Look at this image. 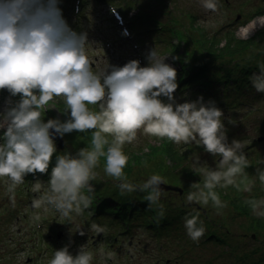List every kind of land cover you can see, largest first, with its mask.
Returning a JSON list of instances; mask_svg holds the SVG:
<instances>
[{
	"label": "clouds",
	"instance_id": "1",
	"mask_svg": "<svg viewBox=\"0 0 264 264\" xmlns=\"http://www.w3.org/2000/svg\"><path fill=\"white\" fill-rule=\"evenodd\" d=\"M58 4L59 0H0V91L19 97L14 104L11 99L6 101L3 116L7 124L0 144V178L5 179L13 199L15 188L26 176L47 175L46 188L44 181H33L32 191L40 195L33 199L32 208L45 213L54 209L62 218L72 220L73 214L80 216L91 207L95 190L91 181L97 176L94 169L104 157V172L119 181L121 195L146 193L148 207L155 206L159 209L157 217L163 218L160 198L164 189L160 186L165 179L154 174L146 181L131 183L124 175L129 158L123 146L132 143L142 130L146 136L177 145L195 143L210 156L219 157L216 168L202 169V186L196 182L191 185L196 190L188 193L187 202L203 206L211 202L217 210L226 207L215 189H239L237 178L246 176L248 160L239 141L229 143L221 119L223 111L214 101L205 102L203 96L177 102V72L155 49L146 56L147 66L131 60L122 67L94 73L85 54L87 34L68 27ZM202 6L215 11L217 3L203 0ZM249 79L258 93H264V65ZM59 97L66 105L67 119L45 122L42 112ZM90 105L98 111H91ZM72 132H91V147L75 155H55L56 138ZM256 172L264 185V169ZM251 190V183L244 185L243 191ZM245 203L253 215L264 218V199H248ZM184 227L194 242L205 233L198 214L186 216ZM91 229L97 235L106 231L96 224ZM77 234L85 235L82 230ZM101 254L108 259L116 255L111 251ZM92 261L93 253L84 245L75 255L65 245L55 250L49 264Z\"/></svg>",
	"mask_w": 264,
	"mask_h": 264
},
{
	"label": "rangeland",
	"instance_id": "2",
	"mask_svg": "<svg viewBox=\"0 0 264 264\" xmlns=\"http://www.w3.org/2000/svg\"><path fill=\"white\" fill-rule=\"evenodd\" d=\"M61 0L59 2L58 6L60 10L62 9L64 3L66 0ZM241 0H229V4L227 6L224 5V1L222 0H216L217 8L215 11L206 10L202 4L203 0H151L147 4L144 5V9L146 10L147 14H154L160 21L165 22L166 20V14L161 13L160 10L162 7H165L166 9H169L171 12H176L178 17L180 18V23H185V15H193L196 16V22H197V28L202 27L205 31L209 33H214L218 27L221 26V23L225 22H231L235 16H236V10L238 9V4ZM61 4V5H60ZM106 8H108L106 6ZM232 8V9H231ZM106 9L103 6L96 7V11H89L93 13L94 16L99 17L94 21V25L98 24V28H88L87 25L91 23L93 18H91L90 21L86 23V27L83 30V33L87 34V43L85 45V54L88 57L90 63L92 64V70L96 74H102L103 72L110 71L112 66L116 67H122L125 65V61L123 58L130 59L129 51L130 49L122 48L120 52L117 50L118 42L119 40H112V32H115L117 37H121V31L120 28L116 26L115 23H113L114 28H109V30L106 28L104 22L101 21L102 18L108 17V14L105 12ZM61 12H63L61 10ZM67 20L68 27L71 28V24L73 23L70 17V11H67L63 13ZM264 19V16L261 15L259 17H255L252 21H248L246 24H244V19L240 17L238 21L236 22V25L234 28L236 29V37L239 39H250L254 37L258 31L260 30V27L263 26L264 22L262 21ZM151 24V21H149ZM82 19H80V22L77 27V33L81 29ZM191 23L188 24L187 29L190 30ZM175 28H179L176 26ZM259 34V33H258ZM151 37L153 34H150ZM264 36L262 37V39ZM103 39V41H101ZM105 39L110 40V43H112V46L117 50V52L120 54L119 57L113 58V62L111 63H105L107 60V56H104V50L101 48L102 43ZM157 39V36H155V40ZM143 40V38H142ZM148 40V39H147ZM149 41V40H148ZM143 42L141 44V47L144 49L145 52L151 49H155L158 53L159 57L161 59H165V63L169 64L172 62V59H174V56L171 52L166 53L165 46L164 45H157L155 42ZM158 41V40H157ZM127 42V41H125ZM175 42V41H173ZM178 43V42H177ZM179 44V43H178ZM191 43L189 44V46ZM189 46H185L187 49ZM123 50V51H122ZM160 51H163L161 54ZM182 51V44L180 47V50ZM195 57V56H194ZM175 64L172 62L170 65L171 67L175 68L176 72L179 71L180 65L178 62L174 59ZM188 72H183L182 79L187 80L189 78ZM206 89V88H205ZM207 90V89H206ZM207 92L204 91L202 87H192L191 89L187 90L184 89L181 94L174 95L177 102L182 103L185 100H196L197 97L203 96L205 102L209 101L205 96ZM11 99L13 104L19 99V97H9V94L6 91H0V144L3 143V140H1V137H3V131L6 127L7 121L3 116L4 109L8 106L6 105V101ZM163 99V98H162ZM166 102V101H165ZM257 109H259V104H254ZM217 106V105H216ZM249 105L243 107L247 108ZM89 109L91 111H98V107L96 106H89ZM241 108H238L237 115H233L230 110H227L224 112V116L221 118L222 123L225 125V129L227 130V136L228 141L231 143L232 140H237L243 145V152L245 154V147L249 145V143L252 141L253 137L249 139L251 135H254V137H257L260 133L254 134L252 131V128L254 126V123L256 120H258L257 113L250 114L247 117H244L241 119L242 110ZM263 117V115H260ZM42 119L46 122L48 119H60L61 121H64L67 119V113H66V105L64 103V100L62 97L54 98L52 101L49 102V104L46 106V109L42 112ZM244 126V127H243ZM264 134V132L262 133ZM65 142V149H62V151H68V153H71L75 155L80 149L82 148H90L91 147V139L92 134L91 132H72L70 134H65V136L62 138ZM109 141H111V137H108ZM166 142H163V139H158L155 137L146 136L143 134V131H139L137 133V138L130 144L126 143L123 146V152L125 155L128 156V163L127 166L124 168V175L127 178V180L133 181L132 183H140L143 181H146L151 175H160L162 176L166 183H174V184H184L185 185V191L186 196L185 200L187 199V195L191 191H195L196 189L192 188L191 185L196 182L201 184L203 183L204 179V173H202L199 177L195 176L197 179L190 178L185 171H183L181 168H179L180 171L175 172L174 168L176 167V164L172 166V164L165 160V145ZM172 143V142H171ZM174 147L178 148L179 156L182 160V166H188V169L195 172V170L202 171L203 168H216L217 161L219 157H213L209 154L205 153L203 148L201 146H198L195 143H189V144H174L172 143ZM256 149V151H259L255 154L256 157H258L260 160H263L264 156V140H260L257 143L254 144V146L250 149H246V154H249L252 156L251 150ZM254 152V151H253ZM245 154V155H246ZM133 157H143V158H133ZM158 158H162V162L160 161L158 163ZM105 158L101 157L98 162V166L94 169V171L97 173L96 179H99L101 181H104L108 178V176L104 172L105 167ZM158 164L161 166L158 167ZM263 163H255L257 166H262ZM167 165V166H166ZM172 172V173H171ZM246 176L242 177V187L241 191L239 192L240 196L243 197V200L245 201L248 197H255L262 196L263 190L258 191L257 189L262 187V184H259L257 182V179H250L248 177V172L245 170ZM202 179V180H201ZM201 180V181H198ZM107 181L111 183L112 185H115L118 181H115L113 178L110 177V179ZM45 183V188L47 187V182ZM251 183L252 184V190L251 192H245L243 191V187L245 184ZM92 184V183H91ZM32 186L30 188H24V184L18 185L14 190V199L13 194L9 193L7 191L8 184L5 183V179L0 178V236H3L2 243H0V264H49L48 261V255L51 250H58L62 248V245H68L69 251L71 253H76L79 246L84 245L86 248V241L90 240L92 243L91 249L93 252V256H95L94 260L92 261V264H124V263H116V259L113 258L110 259V262L99 260L97 257L101 258V253L103 252V248L106 247L107 242L102 243L103 241L99 240L93 243V236L96 235V233L89 228V222L87 218L81 217V216H74L72 220L64 219V222H61L59 220V215L56 214V219L60 221L62 227H63V233L65 236V242L63 240L55 241V243H52L50 246L43 244V245H34L33 250H30L29 248H26L27 245L30 246L31 243H33V240H30L31 238L26 236L25 234H16L12 233L14 226H16V221L14 218L12 220L8 219V215L6 213V210L10 211L12 210L13 214L15 215H21L23 216L24 212H30L27 216L23 218V220H29V218L34 217L40 209H33L32 208V201L33 199L40 195L38 193H34L32 191ZM232 191L229 192L227 190L226 195H232ZM222 198V197H221ZM224 203V202H223ZM11 212V213H12ZM195 215V214H193ZM203 217L200 218L199 221L203 222V226L205 228V233H208L211 231L212 228L219 229L220 233H224L225 231H230V235L227 234L226 237H229V239L221 240L224 243H229L231 240L235 239L233 235L238 236L237 239L241 238L242 242L246 241L249 242V240L254 242L253 248H263L264 246V240L261 237L260 232L252 231L251 228L248 226V220L246 217H241L237 213H235L234 209L226 204V207L217 210L214 208L209 202L207 205V211L206 214H202ZM255 216V215H253ZM190 218V217H189ZM32 223V222H31ZM23 226H27L26 223H19ZM83 231L85 233L84 236H80L78 234H75V230ZM216 230V229H215ZM74 231V232H73ZM257 233V237L251 235V233ZM47 234V231L44 232ZM92 233V234H91ZM10 234L13 238L12 241L9 239L5 240V236ZM251 235L252 239H249ZM246 236V237H243ZM219 237H222L220 234ZM243 237V238H242ZM17 241L26 242V247L24 251L20 249V245L16 243ZM130 241V242H129ZM165 241L167 243H170L168 246L169 251L172 253L171 257L176 258L177 261L176 264H217L219 262V257H217V254L221 251V249L216 246L217 241H213V238H208V241L205 240L204 237H201L198 241L191 240L188 235L186 234V229L184 227V223L178 224L177 226H174L171 229V233L168 234L165 237ZM38 242V241H37ZM74 242L77 243L76 246H73L70 248V245ZM129 242V245L126 244L123 245V247H120V250H123L124 252H132V256L134 257V261L132 264H153L156 263V261L160 258L158 257L157 260H155L156 255L153 253L151 256H148L146 258L154 259L153 262H147L146 260H142L141 255L138 250L140 248L138 247V241L135 238H129L128 236L125 238V243ZM23 244V243H22ZM206 244L204 246H201L200 249H197L198 245ZM116 248H119V246H116ZM197 249V250H196ZM8 250H10L11 254H8ZM146 251H150L146 249ZM153 250H151L150 253H152ZM212 254H209L211 253ZM143 251H141L142 253ZM204 252L205 255H203L204 259H200L197 253ZM30 257V259H29ZM28 258V261L26 259ZM37 261V263H36ZM169 262V261H167ZM162 264H164V261H161ZM130 264V262L128 263Z\"/></svg>",
	"mask_w": 264,
	"mask_h": 264
},
{
	"label": "trees",
	"instance_id": "3",
	"mask_svg": "<svg viewBox=\"0 0 264 264\" xmlns=\"http://www.w3.org/2000/svg\"><path fill=\"white\" fill-rule=\"evenodd\" d=\"M109 2H114L115 0H108ZM88 4H92V1L88 0ZM239 13L242 16L252 18L254 16L263 15L264 16V0H241L239 3ZM152 18L147 16H142L138 27L140 32H143V27L147 24V21H151ZM189 24L191 23L190 30L177 31L174 28H168L158 21L154 20V24L151 25V30H157L164 28V31L173 32V36L178 37V41L182 43L184 49L180 53L177 52V46L172 47L171 51L174 55L180 56L178 58L183 63L181 64V70L185 73L188 72V67L192 66L195 68L193 72L189 73V78L185 81L187 84L190 83H201L204 90L211 91L210 98L214 101L220 102V107L224 111L227 110H237L242 106L249 105V107L242 110L241 119L254 114L258 110L264 111V93H258L250 82V77L253 73H258L260 66L264 65V24L260 27L258 33L250 39H239L236 37L235 29L226 27L218 28L214 33H209L202 27H196V16L189 15ZM196 25V26H194ZM168 43V39H166ZM191 45L189 46V44ZM185 46H189L187 49ZM192 46L194 49L192 50ZM194 52V53H193ZM195 56V57H194ZM181 73H178L180 75ZM206 88V89H205ZM176 93H180L177 89ZM252 102H257L259 104V109L255 107ZM264 116V112L262 113ZM258 126H254L253 129L258 130ZM167 139H163L165 142ZM64 154L68 151H62ZM62 152L57 151L55 155H63ZM165 160H168L172 166L176 164L174 168L175 172L180 171L181 168L187 173V175L192 179L195 178L196 174L199 177L203 172L200 170H195V172L188 169V166H182V160L179 156L178 148L174 147L171 141L166 142L165 145ZM55 155L53 157V165L55 162ZM248 168H251L255 176L257 177L255 167V162H264L256 156L249 155ZM140 158V157H133ZM143 158V157H141ZM140 158V159H141ZM49 172L51 170V166ZM264 169V164L262 168ZM251 172V171H250ZM172 173V172H171ZM28 179H46L48 176H40L37 174L36 177L31 175L26 176ZM243 177V176H242ZM242 177L237 178V183L240 185L239 189L234 186H228L226 188L218 187L216 192L218 193L220 200L224 204L230 205L235 213L241 217H246L248 220V226L252 231L260 232L261 237L264 240V218L253 216L250 207L245 203L248 199H264V185L257 189L258 191L263 190L262 196L248 197L243 200L239 192L242 187ZM202 180V179H201ZM198 180V181H201ZM132 182V181H131ZM257 182L259 180L257 179ZM94 186V193L92 194V204L91 207L86 209L81 217L87 218L89 228L93 224L100 227H104L106 231L101 233V239L107 242L106 247L103 248V253L109 251L114 252L116 263L132 264L134 257L132 252H124L120 250L124 244L127 246L129 242L125 243V238H135L138 241V247L140 250L138 252L143 255L142 260L147 262H153L154 259L146 258L155 253V260L160 258L153 264H176V258L171 257V252L168 246L170 243L165 241V237L171 233V229L178 224L184 223L186 216H191L196 213L193 206L189 207L186 204L184 193L178 195L174 192L162 193L160 198V204L163 205L164 216L163 218L157 217V209L153 206L151 209L148 207V202L144 200L146 193H141L139 191L133 192L131 194L121 195L120 189L118 188L119 182L112 185L107 180L101 181L95 179L91 181ZM227 190L232 191V195H226ZM87 194V193H86ZM222 197V198H221ZM203 206V205H200ZM207 209V206H205ZM11 213H8V219L12 220ZM39 215L40 218L36 219ZM34 215V217L29 218V220L21 221L24 223L32 221H41V214ZM200 218L203 217L202 214L198 215ZM198 217V218H199ZM243 217V218H244ZM36 225L29 226L24 229H20L21 234L33 236L39 232V227ZM216 229V230H215ZM75 234H77V230ZM74 232V231H73ZM12 233H16V228L13 229ZM257 233L254 232L257 237ZM92 234V233H91ZM222 237H217L219 235ZM230 235V231H225L223 234L220 233L219 229L212 228L208 233H204L202 237L208 241V238H213L221 251L217 254L219 257V262L217 264H264V246L263 248L254 249V242L249 240V242H242L238 240V236L233 235L235 239L231 240L229 243H224L221 240L229 239L226 237ZM252 234V233H251ZM245 237V236H243ZM242 237V238H243ZM3 236H0V242ZM11 240L10 234L5 236V240ZM249 239H252L251 237ZM88 241V240H87ZM26 243V242H23ZM77 243L74 242L70 245V248L76 246ZM206 244L198 245L197 249ZM119 246V248H116ZM150 249V251H146ZM196 249V250H197ZM152 251V253H150ZM141 251H143L141 253ZM211 252V251H210ZM75 255V253H72ZM200 259H204V252L197 253ZM209 254H212L209 253ZM213 255V254H212ZM146 256V257H145ZM99 259V257H97ZM169 261V262H167Z\"/></svg>",
	"mask_w": 264,
	"mask_h": 264
},
{
	"label": "bare ground",
	"instance_id": "4",
	"mask_svg": "<svg viewBox=\"0 0 264 264\" xmlns=\"http://www.w3.org/2000/svg\"><path fill=\"white\" fill-rule=\"evenodd\" d=\"M262 21L264 22V19H262ZM3 138V137H2ZM246 157H247V159H249V154H246L245 155ZM255 163H258V164H260V162H255ZM255 163H254V165H255ZM255 167L256 168H258V169H261L262 168V166H257V165H255ZM251 171V172H250ZM247 172H248V177L250 178V179H258L256 176H255V174L253 173V171L251 170V168H248L247 169ZM186 201V204L189 206V207H191V206H193L194 208H195V211H196V213H194L195 215H200V214H205L206 213V211H207V209H206V207L205 206H198V205H196V204H189L188 202H187V199L185 200ZM11 212H12V210H11ZM10 211H7L6 213H11ZM28 214H30V212H25L24 213V216H27ZM37 214H42L44 217H46L47 219H49V220H52V221H58V222H63L64 221V218H62L61 216H60V214L59 213H57V212H54V213H49V212H47V213H45V212H43L41 209L39 210V212L37 213ZM56 214L57 215H59V220H57L56 219ZM101 256V258L99 257V260H104V261H109L110 262V259H108L107 258V256L106 255H100ZM112 260V259H111Z\"/></svg>",
	"mask_w": 264,
	"mask_h": 264
},
{
	"label": "water",
	"instance_id": "5",
	"mask_svg": "<svg viewBox=\"0 0 264 264\" xmlns=\"http://www.w3.org/2000/svg\"><path fill=\"white\" fill-rule=\"evenodd\" d=\"M55 141L57 142V148H60V149H61V148L63 147V141H62V139L59 138V137H57ZM218 160H219V159H218ZM160 187H161L162 189H164L165 191H168V190H174V191H178L179 193H182V190H181V189L176 188V187H173V186H169V185H165V184H163V185H161Z\"/></svg>",
	"mask_w": 264,
	"mask_h": 264
}]
</instances>
